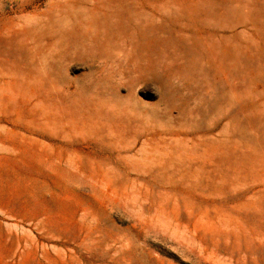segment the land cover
Listing matches in <instances>:
<instances>
[{"label":"rangeland","instance_id":"1","mask_svg":"<svg viewBox=\"0 0 264 264\" xmlns=\"http://www.w3.org/2000/svg\"><path fill=\"white\" fill-rule=\"evenodd\" d=\"M0 264H264V0H0Z\"/></svg>","mask_w":264,"mask_h":264}]
</instances>
